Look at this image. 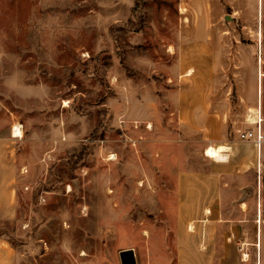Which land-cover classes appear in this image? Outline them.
Returning <instances> with one entry per match:
<instances>
[{
    "label": "rangeland",
    "instance_id": "1",
    "mask_svg": "<svg viewBox=\"0 0 264 264\" xmlns=\"http://www.w3.org/2000/svg\"><path fill=\"white\" fill-rule=\"evenodd\" d=\"M214 125L264 134V0H0V264H264V153Z\"/></svg>",
    "mask_w": 264,
    "mask_h": 264
},
{
    "label": "crops",
    "instance_id": "2",
    "mask_svg": "<svg viewBox=\"0 0 264 264\" xmlns=\"http://www.w3.org/2000/svg\"><path fill=\"white\" fill-rule=\"evenodd\" d=\"M189 71H190V69H187L186 73L190 74ZM192 105L193 106L194 105L198 106V104L197 103L194 104V102L192 103ZM201 106H202L203 109H201L202 114L200 115L201 116L200 120H201V122L203 124H210L211 121L212 122L219 121V120H217L215 118V114H214V116L212 114V111H211V107H212L211 99L203 100ZM253 123H260V121L257 120V121H254ZM213 128H215V125L209 128V131H212L213 133H212V135L208 136V137H210L208 141H210L212 143V147H215V148H219V147L223 148L224 147L225 148V149H223V154L225 155V159L224 160H217V161H218L219 164L225 166L226 170H230L233 167V162H239L240 166H241V164H245L246 168L248 169L249 166L251 165V162H254V161L256 162L258 151H259V153H262V151L264 153V147H262V145H264V144H262L260 150H258L257 145L252 140L251 141L252 142L251 145L254 148H253L252 152H250L251 154H244V153L241 154V151L238 148V146H239V142L238 141H235V140L234 141H229V142L228 141H224V140L217 141L218 139L222 138V136L219 135L222 129L219 128L218 133H214ZM255 132L256 131H254V133ZM7 136L8 135L0 136V171H5V170H9V169L11 170L12 169V164L11 163L7 164V162L3 161L4 158H2L7 153V151H6V142H7V139L9 140V137H7ZM225 142H228V143H225ZM236 170H237V168L233 169V171H236ZM204 174H206V173H203V175ZM207 174H208V176H210L209 173H207ZM192 175H195V174L192 173ZM225 175H227V172H226ZM239 177H240V180H243L245 178L242 175H239ZM197 180H199L200 181L199 183H201V184H196V185H200V186H203V187L207 186L206 185V181H205L204 178L197 179ZM13 182L14 181H12V180H4V181L0 180V219L6 218V217H11V216H8V214L9 215L11 214V206H12V203H13L12 195L14 194V191H15L13 189L14 187L12 186ZM180 184L181 185L182 184L190 185L189 183L186 182V180L184 178H182L180 180ZM191 185H195V184L192 183ZM225 196H226V194H225ZM226 197H225V201L227 200ZM191 227L193 228L192 225L190 226V229H192ZM261 231H262V229L260 227V231L259 232L261 233ZM208 243L210 244L209 241H208Z\"/></svg>",
    "mask_w": 264,
    "mask_h": 264
},
{
    "label": "water",
    "instance_id": "3",
    "mask_svg": "<svg viewBox=\"0 0 264 264\" xmlns=\"http://www.w3.org/2000/svg\"><path fill=\"white\" fill-rule=\"evenodd\" d=\"M121 264H137V256L133 248L120 251Z\"/></svg>",
    "mask_w": 264,
    "mask_h": 264
},
{
    "label": "bare ground",
    "instance_id": "4",
    "mask_svg": "<svg viewBox=\"0 0 264 264\" xmlns=\"http://www.w3.org/2000/svg\"><path fill=\"white\" fill-rule=\"evenodd\" d=\"M223 149H225V148L223 147ZM223 149H222V147H219V148L208 147L206 150V155L211 157V158H214L215 160H224L225 155L223 154ZM114 159H115V155H112L108 160H114ZM244 257L247 258L248 254L245 253Z\"/></svg>",
    "mask_w": 264,
    "mask_h": 264
},
{
    "label": "built area",
    "instance_id": "5",
    "mask_svg": "<svg viewBox=\"0 0 264 264\" xmlns=\"http://www.w3.org/2000/svg\"><path fill=\"white\" fill-rule=\"evenodd\" d=\"M246 137L253 140L256 145L261 147V145L264 143V134L262 133L261 129H258V131L249 132L246 134Z\"/></svg>",
    "mask_w": 264,
    "mask_h": 264
}]
</instances>
